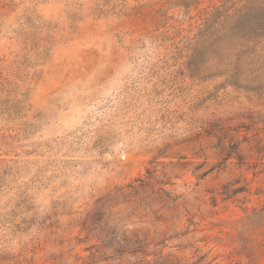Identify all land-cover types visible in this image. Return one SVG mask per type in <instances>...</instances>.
Here are the masks:
<instances>
[{
  "label": "rangeland",
  "instance_id": "rangeland-1",
  "mask_svg": "<svg viewBox=\"0 0 264 264\" xmlns=\"http://www.w3.org/2000/svg\"><path fill=\"white\" fill-rule=\"evenodd\" d=\"M263 4L0 0V264H264Z\"/></svg>",
  "mask_w": 264,
  "mask_h": 264
},
{
  "label": "trees",
  "instance_id": "trees-1",
  "mask_svg": "<svg viewBox=\"0 0 264 264\" xmlns=\"http://www.w3.org/2000/svg\"><path fill=\"white\" fill-rule=\"evenodd\" d=\"M214 20L212 23H215ZM221 27L224 31L221 57L224 65L231 70L227 81L238 86L250 51L259 44V40L264 39V4L242 8L233 15L226 14ZM224 39L232 43L226 45Z\"/></svg>",
  "mask_w": 264,
  "mask_h": 264
}]
</instances>
